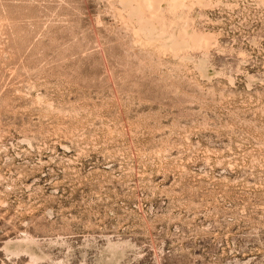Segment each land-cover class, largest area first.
I'll return each instance as SVG.
<instances>
[{
  "label": "rangeland",
  "instance_id": "rangeland-1",
  "mask_svg": "<svg viewBox=\"0 0 264 264\" xmlns=\"http://www.w3.org/2000/svg\"><path fill=\"white\" fill-rule=\"evenodd\" d=\"M139 7L0 0V264H264V0Z\"/></svg>",
  "mask_w": 264,
  "mask_h": 264
},
{
  "label": "bare ground",
  "instance_id": "bare-ground-1",
  "mask_svg": "<svg viewBox=\"0 0 264 264\" xmlns=\"http://www.w3.org/2000/svg\"><path fill=\"white\" fill-rule=\"evenodd\" d=\"M154 1L156 2V1H159V0H137V2H138V4H139V8L142 10V9H146V7L147 6H151L152 5V3H154ZM174 5V4H173ZM150 8H152V7H150ZM155 15V14H154ZM158 18V17H157ZM161 17L159 16V19H160ZM156 19V18H155ZM157 23H159V22H157ZM162 24V23H161ZM160 25V24H159ZM160 26H162V25H160ZM167 26V25H166ZM164 28V27H163ZM180 29V28H179ZM166 30V29H165ZM167 33H168V31H167ZM172 33V32H171ZM179 32L177 31V34H178ZM163 33L161 32V34H159L158 33V35H162ZM187 34V32L185 31V30H182L181 29V32H180V34H179V36L180 35H183V36H185ZM188 36V35H187ZM192 36H193V39L194 40H196L197 42L199 41V36H200V33H196V32H192ZM182 37V36H181ZM202 38V37H201ZM204 38V37H203ZM199 43V42H198Z\"/></svg>",
  "mask_w": 264,
  "mask_h": 264
}]
</instances>
